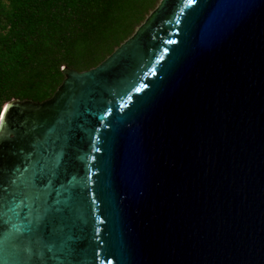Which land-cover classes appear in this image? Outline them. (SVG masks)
<instances>
[{"label": "water", "instance_id": "obj_1", "mask_svg": "<svg viewBox=\"0 0 264 264\" xmlns=\"http://www.w3.org/2000/svg\"><path fill=\"white\" fill-rule=\"evenodd\" d=\"M0 120V264H264V0H161L98 66Z\"/></svg>", "mask_w": 264, "mask_h": 264}, {"label": "trees", "instance_id": "obj_2", "mask_svg": "<svg viewBox=\"0 0 264 264\" xmlns=\"http://www.w3.org/2000/svg\"><path fill=\"white\" fill-rule=\"evenodd\" d=\"M141 1L0 0V120L11 100L51 99L65 67L101 64L161 0Z\"/></svg>", "mask_w": 264, "mask_h": 264}, {"label": "rangeland", "instance_id": "obj_3", "mask_svg": "<svg viewBox=\"0 0 264 264\" xmlns=\"http://www.w3.org/2000/svg\"><path fill=\"white\" fill-rule=\"evenodd\" d=\"M141 2L145 3L146 0H142ZM140 9H142V6H144V8H146L148 6V4H139Z\"/></svg>", "mask_w": 264, "mask_h": 264}]
</instances>
